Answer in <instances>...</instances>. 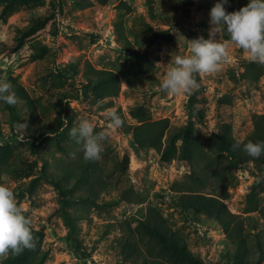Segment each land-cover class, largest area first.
<instances>
[{
  "label": "rangeland",
  "instance_id": "374dc122",
  "mask_svg": "<svg viewBox=\"0 0 264 264\" xmlns=\"http://www.w3.org/2000/svg\"><path fill=\"white\" fill-rule=\"evenodd\" d=\"M214 1H0V80H7L19 98L16 105L0 102V184L14 192L30 229L43 232L41 250L48 253L45 264H130L118 258L114 241L122 233L126 216L132 228L152 206L174 232H180L202 264L255 260L256 242L264 255V220L258 211H251L254 202H264V176L252 163L232 170L225 160L222 163L228 184L223 205L244 224L243 241L234 242L216 224L172 209L171 185L191 174L189 162L179 161L177 154L161 160L152 152L138 153L131 134H125L122 127L107 126V112L116 109L131 129L167 119L171 126L188 125L207 152L216 130L236 142L250 134L253 120L264 116V64L251 61L225 31L210 24L208 8ZM231 4L239 10V3ZM226 11L233 12L229 6ZM199 37L225 44L228 60L215 73H197L204 88L194 99L198 121L188 115L189 93L172 95L160 85L172 66L171 54L190 55L188 40ZM66 64L72 76L65 72ZM89 67L112 70L119 78L121 72L130 76L120 82L112 109L102 108L108 98L98 101L88 91ZM129 81L136 88H130ZM81 119L107 136L96 161L106 170L104 179L112 191L100 202L116 200L128 188L142 196L140 203L74 207L86 258H78L65 244L66 228L56 192L45 179L52 176L56 164H77L83 157L69 135ZM20 122L27 124L25 130L18 127ZM211 153L216 154L212 148ZM252 185L256 193L250 198ZM200 191L212 194L215 189L206 185ZM251 234H257L258 241Z\"/></svg>",
  "mask_w": 264,
  "mask_h": 264
},
{
  "label": "trees",
  "instance_id": "16d2710c",
  "mask_svg": "<svg viewBox=\"0 0 264 264\" xmlns=\"http://www.w3.org/2000/svg\"><path fill=\"white\" fill-rule=\"evenodd\" d=\"M216 2L217 0L213 2V5ZM231 3H239L241 8L246 6L248 1L228 0L224 5V7L229 6L231 11H237L234 8L237 6ZM212 6H209L208 9L210 10ZM63 68L68 76H72L73 72L68 64L64 65ZM87 75L90 78L87 79L88 91L92 93V96L98 101L105 98L109 99L102 107L103 109L114 107L112 99L118 96L120 82L130 77L126 72H121V78H119L112 70H95L91 67L88 68ZM194 77L199 86L189 93L186 108L189 118L199 121L194 99L204 88L198 75L194 74ZM128 86L132 89L136 88L130 81ZM115 111L120 116L119 109ZM252 124V131L241 142L232 141L216 130L211 135L212 144L210 145L212 150L216 152L215 156L211 153V148H209V152L201 148L188 125L171 126L167 119L144 123L133 129L124 125L123 122L122 131L132 135V144L138 153L142 152L146 156L152 152L160 156L161 160L177 154L179 161L189 162L192 168L191 174L185 181L175 182L171 185L170 192L173 195L170 197V205L172 209L183 214L202 217L206 221L216 224L228 240L241 242L243 241V221L230 214L223 205V201L228 197V184L226 183L227 179L223 177L221 168L224 160L227 162L228 170L252 163L258 172L264 176V154L259 158H253L243 150V145L249 141L254 143L264 141V116L256 117ZM51 175L45 179L56 192L58 211L66 228L65 244L77 254L78 258H86L88 255L81 248L78 239L79 216L73 213L74 207L79 205L90 207L118 206L121 202H142L141 194L133 191L132 188H128L127 191L117 195L116 200H111L108 203L100 202L101 197L112 190L104 179L108 177L106 170L96 160L89 161L82 157L77 164L64 166L58 163ZM206 185L211 190L215 189V192L212 194L202 193L200 189ZM253 185L250 187V198H253L256 193V186ZM251 211H258L264 220V202L263 204L254 202ZM130 224L128 215L121 229V235L114 241L118 258L121 261L130 264H202L200 260L193 257L185 238L180 232L172 230L156 207H147L143 219L136 220L135 226L132 228ZM124 229H126V233ZM251 229L255 231L254 227ZM107 233L100 236L98 240L105 237ZM32 234L34 247L25 249L19 255L9 254L4 258L3 264L46 263L48 253L41 250L43 232L32 231ZM251 235L258 241L257 234ZM256 248L258 257L252 261L247 259L248 262L244 260L245 264H260L264 260L263 251L257 242Z\"/></svg>",
  "mask_w": 264,
  "mask_h": 264
},
{
  "label": "clouds",
  "instance_id": "9594fccd",
  "mask_svg": "<svg viewBox=\"0 0 264 264\" xmlns=\"http://www.w3.org/2000/svg\"><path fill=\"white\" fill-rule=\"evenodd\" d=\"M228 0H217L209 11L210 24L217 30L227 33L230 41L248 54L251 61L264 64V0H248L246 6L237 11L228 12L224 5ZM190 55L174 56L160 88L162 91L180 95L190 93L197 88L194 77L197 73L212 74L218 71L222 62L228 60L227 46L218 40L199 37L188 40ZM0 102L16 105L19 98L7 80H0ZM108 128L122 127L123 121L115 110L107 112ZM18 127L26 129V123ZM69 135L80 146L85 160L100 159L103 150L102 142L107 139L105 133H97L87 119H81L76 127L70 129ZM243 150L253 158L264 154V141L247 142ZM30 220L22 214L14 192L4 184H0V264L3 258L19 255L25 249L34 247V237L29 227Z\"/></svg>",
  "mask_w": 264,
  "mask_h": 264
}]
</instances>
